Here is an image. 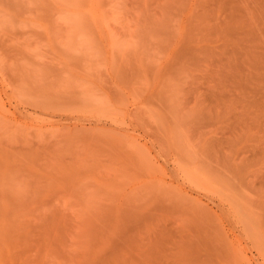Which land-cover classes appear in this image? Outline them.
I'll list each match as a JSON object with an SVG mask.
<instances>
[{
  "label": "rangeland",
  "instance_id": "rangeland-1",
  "mask_svg": "<svg viewBox=\"0 0 264 264\" xmlns=\"http://www.w3.org/2000/svg\"><path fill=\"white\" fill-rule=\"evenodd\" d=\"M0 264H264V0H0Z\"/></svg>",
  "mask_w": 264,
  "mask_h": 264
}]
</instances>
